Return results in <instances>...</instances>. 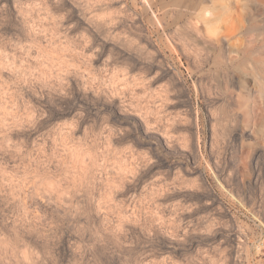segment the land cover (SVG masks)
Masks as SVG:
<instances>
[{
	"label": "rangeland",
	"instance_id": "obj_1",
	"mask_svg": "<svg viewBox=\"0 0 264 264\" xmlns=\"http://www.w3.org/2000/svg\"><path fill=\"white\" fill-rule=\"evenodd\" d=\"M222 4L0 0V264H264V69L207 40L264 0Z\"/></svg>",
	"mask_w": 264,
	"mask_h": 264
},
{
	"label": "bare ground",
	"instance_id": "obj_2",
	"mask_svg": "<svg viewBox=\"0 0 264 264\" xmlns=\"http://www.w3.org/2000/svg\"><path fill=\"white\" fill-rule=\"evenodd\" d=\"M208 1H210L212 4H210V5L206 4L205 0H146V2L149 4L150 8L153 7V4L155 2H157V4H159V7L156 9V12L159 15H161L162 17H192V18H196V20L201 19L205 23H214L216 18H220L221 16H223V14L226 11L229 12V10H230L229 7H227L226 5H223V4L221 5L222 8H224L226 6L224 9H221V10L216 9L214 7L215 0H208ZM224 2H226V1H224ZM197 24H199V26H200V23L197 22ZM250 24H253V23L250 22L249 25ZM186 29L188 31L190 30L188 28H186ZM200 30L201 29H199V31ZM213 34H215V35H213V38H211V36H210L207 38V40L211 44H214L215 46H217V49L215 46H214L215 47L214 49H216L215 50L216 54L218 56H220V60L216 61L217 65L219 63L218 66L224 67L226 69H227V67H233V68L239 70L243 75H245V77H252L254 79H257L258 77L261 76V72H262L261 70L264 69L263 68L264 67V36H262V38H260V39L254 38V39H252L251 43L245 44L242 47H239V46L235 47L234 43L231 41L232 37H234V31H230L227 33H213ZM181 38H183L182 35H181ZM178 41L181 43L180 40H178ZM225 41H226V45L223 44ZM257 41L260 42L259 45L256 44ZM196 42L194 40L195 44H196ZM182 43H183V41H182ZM185 43H187V41ZM184 44H182V45H184ZM199 44H200V42H199ZM207 44H208V42H207ZM200 45H199V47H202ZM194 47H196V46H194ZM204 47H205V45H204ZM197 48L198 47H196V50H197ZM196 50H194V51H196ZM199 50H201V49H199ZM206 50H208V49H206ZM190 51H191V49H190ZM193 55H195V54H193ZM198 55L200 56V54H198ZM195 59H197V58H195ZM201 59H203L202 56H201ZM210 61H211V59H210ZM200 62H202V61H200ZM195 65L197 66V64H195ZM217 72L219 73V71H217ZM223 73H224V71H223Z\"/></svg>",
	"mask_w": 264,
	"mask_h": 264
}]
</instances>
